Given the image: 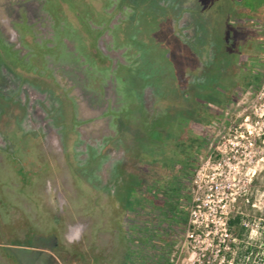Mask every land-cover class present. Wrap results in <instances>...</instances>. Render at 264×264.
<instances>
[{"label": "rangeland", "instance_id": "obj_1", "mask_svg": "<svg viewBox=\"0 0 264 264\" xmlns=\"http://www.w3.org/2000/svg\"><path fill=\"white\" fill-rule=\"evenodd\" d=\"M208 1L0 0V242L44 251H15L22 264H127L116 226L128 176L161 173L162 153L192 162L216 116L197 163L252 131L256 173L231 214L248 224L236 249L255 252L229 257L264 262V25L260 87L242 90ZM174 250L186 264L185 236ZM0 264L13 263L0 251Z\"/></svg>", "mask_w": 264, "mask_h": 264}, {"label": "trees", "instance_id": "obj_2", "mask_svg": "<svg viewBox=\"0 0 264 264\" xmlns=\"http://www.w3.org/2000/svg\"><path fill=\"white\" fill-rule=\"evenodd\" d=\"M259 87L257 85L256 90ZM219 118L220 116H216L206 123L202 132L199 131L200 136L196 140L198 148L192 162H176L172 156L162 153L161 173H152L147 165L142 174L138 171L139 177L128 176L127 187L119 193L120 200L127 206V213L120 221L121 224L116 226L118 237L128 245L130 260L127 264H172L171 255L176 244L184 238L188 226L192 176L199 166L197 155L204 147L200 144H207L214 135L215 120ZM143 155L149 156L146 153ZM152 161L156 163L155 159ZM18 173L24 183L29 181L23 167L19 168ZM129 204L132 206L128 207ZM245 224L246 220L241 215H232L228 221L229 231L242 240L248 232ZM259 245L264 247L262 228ZM254 252V247L237 250V258L245 260L250 255L253 256Z\"/></svg>", "mask_w": 264, "mask_h": 264}, {"label": "built area", "instance_id": "obj_3", "mask_svg": "<svg viewBox=\"0 0 264 264\" xmlns=\"http://www.w3.org/2000/svg\"><path fill=\"white\" fill-rule=\"evenodd\" d=\"M252 135L248 129L247 134L219 142L197 168L185 233L191 249L186 264H238L229 258L237 254L239 239L229 231L228 221L256 173ZM256 137H264V128Z\"/></svg>", "mask_w": 264, "mask_h": 264}, {"label": "flooded vegetation", "instance_id": "obj_4", "mask_svg": "<svg viewBox=\"0 0 264 264\" xmlns=\"http://www.w3.org/2000/svg\"><path fill=\"white\" fill-rule=\"evenodd\" d=\"M207 10L211 21L209 27H218L221 31L220 50L216 53L227 57V65L244 72L248 80L242 90L248 86H256L263 67L261 34L264 25V0H209ZM211 46L214 43L207 45L210 51L213 50ZM1 202L0 205L9 212V208ZM19 249L44 252L35 244L9 245L0 242V251L13 264L23 263L16 254ZM57 263V260L50 257L48 264Z\"/></svg>", "mask_w": 264, "mask_h": 264}, {"label": "clouds", "instance_id": "obj_5", "mask_svg": "<svg viewBox=\"0 0 264 264\" xmlns=\"http://www.w3.org/2000/svg\"><path fill=\"white\" fill-rule=\"evenodd\" d=\"M79 238V234H77V236H76V239H78ZM70 240H71V238H70Z\"/></svg>", "mask_w": 264, "mask_h": 264}]
</instances>
